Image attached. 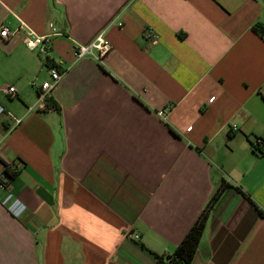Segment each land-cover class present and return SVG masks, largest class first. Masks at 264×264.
<instances>
[{"label":"crops","instance_id":"0c3cea01","mask_svg":"<svg viewBox=\"0 0 264 264\" xmlns=\"http://www.w3.org/2000/svg\"><path fill=\"white\" fill-rule=\"evenodd\" d=\"M4 25L56 34L44 53L0 37V87L17 88L0 177L19 167L0 264H156L222 179L193 264H264V0H0ZM100 34L107 56L77 59ZM53 62L57 110H29Z\"/></svg>","mask_w":264,"mask_h":264},{"label":"built area","instance_id":"2783aa9c","mask_svg":"<svg viewBox=\"0 0 264 264\" xmlns=\"http://www.w3.org/2000/svg\"><path fill=\"white\" fill-rule=\"evenodd\" d=\"M122 25V23H119ZM22 31L23 32V42L25 46L30 50H39L41 52H47L46 42L50 41L52 35H55V31L49 33L46 36L36 34L35 32L25 29L23 26L15 28L13 31L9 29L8 26H2L0 30V37L7 39L14 35L15 33ZM264 38V34L262 36ZM111 50V44L103 35L97 36V38L88 45H79L75 47L74 54L77 59H81L86 56H93L98 60H102ZM50 78L42 82L37 100L33 107L29 110L36 109L38 112H47L55 110V107L52 104V92L59 85L66 69H59L58 66L50 67ZM17 88L14 85L6 84L3 87H0V93H4L7 96L14 97L16 95ZM213 99V97L211 98ZM8 113L5 106L0 102V116ZM160 114H164V111H160ZM16 123H19L20 120L15 119ZM262 149V148H261ZM264 150V149H262ZM17 170L19 167L16 166ZM0 187L6 188L5 185L0 183ZM3 206L15 217H19L26 210L25 203L15 197L12 192H7L6 195L1 200ZM134 239H139L140 236L137 233L131 235Z\"/></svg>","mask_w":264,"mask_h":264},{"label":"trees","instance_id":"16d2710c","mask_svg":"<svg viewBox=\"0 0 264 264\" xmlns=\"http://www.w3.org/2000/svg\"><path fill=\"white\" fill-rule=\"evenodd\" d=\"M254 30L258 33H261L263 36L264 30L261 27H258V25H255ZM58 66L56 63H52L51 66ZM60 69V67L58 66ZM52 104L57 110V106L52 99ZM253 146V145H252ZM253 150L255 152L258 151L260 154L264 153V150H262L259 147L253 146ZM17 167L12 164H5L4 166V172L3 175L6 178L3 179L0 177V183L7 186L8 182L11 181L14 176L16 175V172L18 170ZM231 186L229 182H227L225 179H222L217 189L214 191L204 208L202 209L201 213L195 220V222L192 224L190 229L187 231V233L184 235L183 239L180 241V243L175 247V249L172 252L165 253L162 255H156V264H193V258L194 255L197 252V249L199 247L201 238L203 236L204 230L206 228L208 219L210 217L211 212L213 211L215 205L218 203L220 198L222 197L223 193ZM238 191H240L242 194L248 196L241 187L236 188ZM260 214H263L262 210H258Z\"/></svg>","mask_w":264,"mask_h":264}]
</instances>
